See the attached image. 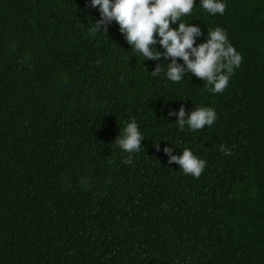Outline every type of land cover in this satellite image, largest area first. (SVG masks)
I'll return each instance as SVG.
<instances>
[{
	"label": "trees",
	"instance_id": "trees-1",
	"mask_svg": "<svg viewBox=\"0 0 264 264\" xmlns=\"http://www.w3.org/2000/svg\"><path fill=\"white\" fill-rule=\"evenodd\" d=\"M225 3L182 18L241 54L213 94L152 77L115 22L91 32L86 0H0V264H264V0ZM181 106L217 119L180 130ZM130 118L144 139L128 164L113 142ZM165 147L192 149L200 176Z\"/></svg>",
	"mask_w": 264,
	"mask_h": 264
},
{
	"label": "clouds",
	"instance_id": "clouds-1",
	"mask_svg": "<svg viewBox=\"0 0 264 264\" xmlns=\"http://www.w3.org/2000/svg\"><path fill=\"white\" fill-rule=\"evenodd\" d=\"M96 9L99 18L92 22L93 33L103 34L115 22L118 31L130 50L138 53L142 60L156 62L152 77L163 76L170 82L179 83L185 73H191L202 80L210 93H221L228 86L234 70L240 66L242 57L229 42L225 29L220 26L207 29V39L196 43L202 35L199 25L185 23L183 17L192 14L194 0H86ZM208 16L223 15L225 0H199V6ZM175 24V27L170 25ZM159 46L160 51L157 50ZM177 58L182 63H177ZM168 60L167 64L163 61ZM147 72V71H146ZM176 127L188 131L211 127L217 119L215 110L201 106L193 108L187 115L181 106L175 113ZM144 139L135 119L130 118L114 144L127 153L125 163L132 162L131 154L140 151ZM219 150L230 154L223 144ZM171 147L163 148L168 163L178 165L181 172L198 178L206 166V161L195 155L192 149L184 147L179 155L170 154Z\"/></svg>",
	"mask_w": 264,
	"mask_h": 264
}]
</instances>
